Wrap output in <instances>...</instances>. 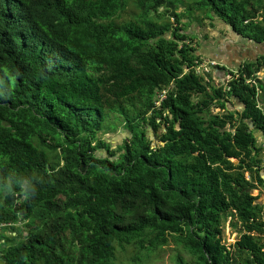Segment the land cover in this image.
I'll return each mask as SVG.
<instances>
[{"label": "trees", "instance_id": "obj_1", "mask_svg": "<svg viewBox=\"0 0 264 264\" xmlns=\"http://www.w3.org/2000/svg\"><path fill=\"white\" fill-rule=\"evenodd\" d=\"M194 13L264 44V0H0L3 264H264V54L198 74Z\"/></svg>", "mask_w": 264, "mask_h": 264}, {"label": "rangeland", "instance_id": "obj_2", "mask_svg": "<svg viewBox=\"0 0 264 264\" xmlns=\"http://www.w3.org/2000/svg\"><path fill=\"white\" fill-rule=\"evenodd\" d=\"M182 11V8L179 10V12ZM196 16H201L200 14H192V16L188 19L187 15L185 14V18H184V29L185 31H187L188 33H191L193 35V33H196V37H197V41L198 42H202V41H207L206 44H202V50L205 51V49L209 46V41H211V38L214 36L213 33H216L217 31L221 32L222 36H226L224 41H223V45L224 48L227 49L229 46H234L236 45V41L231 39V34L230 32H232L233 34H235L230 28L229 31L226 30V28H228L226 26V24L222 21H220L219 19L213 18L212 20L210 19H206L202 22H199L196 19ZM236 35V34H235ZM237 36V35H236ZM238 37V44L240 45V48L243 50L244 55H246V53H248V56L245 58L244 62L246 61H254L257 59L258 56H260L261 54L264 53V44H253V45H249V46H244L246 44H244L243 41H241V39ZM242 45V46H241ZM248 45V44H247ZM212 50L213 49H209ZM247 50V52H246ZM210 52V51H209ZM224 52V51H222ZM232 51H228L227 53H230ZM230 59V58H229ZM203 61L207 62L208 59L206 57L203 58ZM221 61V60H220ZM212 62V61H210ZM216 64L218 65H224L226 68H224L225 73L222 77V80H227L229 77L227 76L228 70L227 68L236 70L237 69V65H225V63H221L217 62ZM229 64H233V62L229 63ZM223 66V67H224ZM210 73L212 74L210 77H212V79L214 80V82L216 84H220L221 79L219 77H216V75H214V69H210ZM216 73V71H215ZM260 77L264 76V72H261ZM263 82H264V77L262 78ZM228 108L231 109L232 111L234 110H240V108L237 106L236 102H232V103H228ZM214 112H219L217 109H214ZM222 112V111H220ZM111 119H113L108 127L110 129L106 130V134L102 135V137L110 144H112V146L114 148L121 146L123 143V140L125 139V137L127 136L126 131L123 128L122 122L119 119H116V117L114 115L111 116ZM117 120V121H116ZM111 124H114L111 125ZM149 136L152 139V141L154 142V145L159 144L160 141V137L159 135H157V133H155L154 131H150L149 132ZM256 137L258 138V142L259 143H263L264 138L259 135V133H256ZM253 195L255 197H257L258 202L260 203H264V189H260L258 191H255L253 193ZM17 228H20L22 230H24V236L27 235V232L25 231V228L22 224V221H20V223H18L16 225ZM223 230H224V239L227 242L228 245H233L236 241L239 240L240 235L242 234V227L240 225V223H237L235 219H233L231 216H228L224 219L223 222ZM0 231L5 232L8 234L11 233L10 229H1ZM178 251V248L176 247V245L174 243H170L168 246H166V248L158 250L157 252H155L154 254H151L150 257L146 258L144 262L139 263V264H174L172 261V257L176 254V252ZM131 254L130 252L124 253V251L119 250L117 252V262H119V264H138L132 261L131 258ZM0 264H2V261L0 260Z\"/></svg>", "mask_w": 264, "mask_h": 264}, {"label": "crops", "instance_id": "obj_3", "mask_svg": "<svg viewBox=\"0 0 264 264\" xmlns=\"http://www.w3.org/2000/svg\"><path fill=\"white\" fill-rule=\"evenodd\" d=\"M226 30L229 31V27L226 28ZM213 34H214V36L211 38V41H209V46L205 49V51L204 50L200 51V54L203 55V57H206L208 60H214V61L220 62V63L222 61V63H225L226 66L227 65L239 66V64H242L244 62L245 58L248 56V53H246V55H244L243 50L240 48V45L238 44V42H239L238 37L235 34L230 32L231 39L236 41V45L229 46L227 49H225L224 45L222 44L226 36H222L220 31H217L216 33H213ZM241 41H243L244 44H246L244 46H249L250 44L255 45L254 42L247 41L243 38L241 39ZM206 43H207V41H202L203 45ZM209 49H213L212 52ZM222 51H224V52H222ZM228 51H232V52L227 53ZM246 52H247V50H246ZM231 62H233V64H229ZM227 69H229V68H227ZM216 75L219 77V75H222V74H221V72H217Z\"/></svg>", "mask_w": 264, "mask_h": 264}, {"label": "bare ground", "instance_id": "obj_4", "mask_svg": "<svg viewBox=\"0 0 264 264\" xmlns=\"http://www.w3.org/2000/svg\"><path fill=\"white\" fill-rule=\"evenodd\" d=\"M204 58V57H203ZM210 61H212V62H210ZM217 62L216 61H214V60H208L207 62H205V61H196V70H197V73L198 74H201L202 76H205L206 78H207V76L208 75H212L211 73H210V69H214V75H216V73L217 72H219L220 70H219V68H217V66H218V64H216ZM220 66H224V65H220ZM225 67V66H224ZM215 71H216V73H215ZM222 74V73H221ZM260 74V73H259ZM216 77H217V75H216ZM259 77H260V75H259ZM264 77V76H263ZM263 77H260L261 79L263 78ZM248 82H254L255 83V81L254 80H248ZM165 97H166V91H163L161 94H160V96H159V102H158V105L165 99ZM251 124V123H250ZM249 124V125H250ZM252 129V128H251Z\"/></svg>", "mask_w": 264, "mask_h": 264}, {"label": "clouds", "instance_id": "obj_5", "mask_svg": "<svg viewBox=\"0 0 264 264\" xmlns=\"http://www.w3.org/2000/svg\"><path fill=\"white\" fill-rule=\"evenodd\" d=\"M110 123H112V122L110 121ZM110 123H109V124H110ZM109 124H108V125H109ZM108 125H107V128L110 129V128L108 127ZM111 125L114 126V124H111ZM108 129H107V130H108ZM124 130H125V129H124ZM125 131H126V130H125ZM150 131L153 132V130H150ZM150 131H149V132H150ZM105 132H106V131H105ZM106 133H107V132H106ZM106 133H105V134H106ZM126 133H127V132H126ZM102 135H104V134H102ZM126 137H127V136H126ZM126 137H125V138H126ZM149 137H150V136H149ZM151 140H152V139H151ZM159 143H160V141H159ZM161 144L164 145V142H161ZM153 145H154V142H153ZM156 145H157V144H156ZM154 146H155V145H154ZM238 162H239V161L235 160V163H238ZM263 178H264V176H263ZM19 223H20V221H19ZM3 228H5L4 225H2V226L0 227V230L3 229ZM5 229H7V228H5ZM8 229H9V228H8ZM0 234H6V235L8 236L7 233L2 232V231H0ZM12 236H17V232H12V231H11V233H10L9 236H8V238H9V237H12ZM2 264H3V263H2Z\"/></svg>", "mask_w": 264, "mask_h": 264}, {"label": "flooded vegetation", "instance_id": "obj_6", "mask_svg": "<svg viewBox=\"0 0 264 264\" xmlns=\"http://www.w3.org/2000/svg\"><path fill=\"white\" fill-rule=\"evenodd\" d=\"M264 54V53H263ZM240 65V64H239ZM231 110V109H230ZM239 111V110H238ZM250 124V123H249ZM249 128H250V125H249ZM254 129V126H253V128L251 129L250 128V132L252 131ZM234 160V162H235V159H233Z\"/></svg>", "mask_w": 264, "mask_h": 264}, {"label": "water", "instance_id": "obj_7", "mask_svg": "<svg viewBox=\"0 0 264 264\" xmlns=\"http://www.w3.org/2000/svg\"><path fill=\"white\" fill-rule=\"evenodd\" d=\"M250 128H253V124L252 123L250 124Z\"/></svg>", "mask_w": 264, "mask_h": 264}]
</instances>
